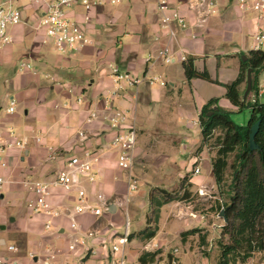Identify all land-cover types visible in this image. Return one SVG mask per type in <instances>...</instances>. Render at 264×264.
<instances>
[{
  "label": "crops",
  "instance_id": "0c3cea01",
  "mask_svg": "<svg viewBox=\"0 0 264 264\" xmlns=\"http://www.w3.org/2000/svg\"><path fill=\"white\" fill-rule=\"evenodd\" d=\"M179 1L190 27L170 43L178 53L171 64L146 61L168 43L159 27L154 0H122L117 6L96 7L88 13L90 22L85 21L83 7L77 6L78 20L92 43L77 50L67 49L65 53L35 29L41 6L29 2L24 6L23 0L15 2L23 4L27 23L12 28L13 42L0 48V141L7 148L8 163V167L0 168V175L7 180L0 198V232L11 226L13 239L19 245L0 237V258L16 260V264H116L120 255H114L111 246L126 233L131 202L141 207L148 205L147 226L153 188L149 192L140 190L137 180H147L150 168L167 184L160 188L174 189L185 177L193 184L194 192L216 186L212 154L203 146L200 114L212 99H218V107L226 111L240 112L227 98V85L240 76L243 57L256 50L258 21L254 12L239 8L238 0H214L216 12L202 23L201 16L188 9L185 0H172L174 4ZM180 53L194 58L197 71L208 72L211 80L188 79ZM23 62L31 68L24 70ZM115 63L125 65V70L117 68L132 72L142 82L119 88L113 76ZM161 76L167 82L165 86L151 82L153 77ZM259 80L258 99L264 102V71ZM245 89L246 83L241 86L242 98ZM81 97L83 101L78 102ZM248 98L255 99L251 93ZM12 102L16 110L10 113ZM117 113L127 114L120 128L111 120ZM92 114L96 117L92 118ZM17 125L18 134L14 130ZM133 125L137 131L134 163L131 171H123L117 165L119 150L112 141L119 131ZM81 131L86 132L87 139L81 138ZM86 149L101 155L100 182L89 184L87 189L103 192L108 209L100 216H77L80 229L72 230L76 195L56 188L50 202L62 214L52 217L32 213L28 203L34 194L24 181L47 180L69 158L82 156ZM54 151L59 152L56 157H52ZM180 207L188 209L194 219L181 221L183 232L194 228L203 229V233L210 230L207 217L214 215L208 210L211 204L204 208L208 212L194 209L192 203L167 204L162 208L155 238L130 239L131 234L145 227L133 232L129 224L125 252L131 264H140L142 254L156 251L161 253L154 264H173L174 256L182 264L174 253L180 248L170 249L172 234H177L172 230L173 223H168L170 210ZM165 208L164 238L157 240ZM49 222L51 230H46ZM76 240V247L71 250L70 245ZM182 241L199 264H214L204 254L206 246L201 245L199 236ZM10 245L18 250L9 251Z\"/></svg>",
  "mask_w": 264,
  "mask_h": 264
},
{
  "label": "built area",
  "instance_id": "2783aa9c",
  "mask_svg": "<svg viewBox=\"0 0 264 264\" xmlns=\"http://www.w3.org/2000/svg\"><path fill=\"white\" fill-rule=\"evenodd\" d=\"M19 0H0V48H3L13 42L11 33L12 28L27 23L24 13L15 7V2ZM27 2L41 6V13L34 25L35 29L42 31L51 41L56 49L65 53L67 49H80L92 43L87 37L80 21L78 20L76 8L83 7L86 11L85 21H90L88 13L96 7L112 5L117 6L122 0H26ZM159 13V27L163 35L167 38L168 43L157 50L155 54H151L147 58V62L156 63L161 61L165 64H171L176 60V51H174L172 42L176 41L181 33L189 30L190 24L183 15L184 6L181 1L174 4L172 0H154ZM185 3L191 11H195L200 17V22L204 23L207 16L216 12V3L214 0H185ZM239 8L242 11L254 12L258 21V32L254 36L256 50L264 47V0H238ZM203 10V8H205ZM196 38V35L193 36ZM161 37H158L160 39ZM179 60L186 62L187 55L179 54ZM22 68L28 70L30 64L22 63ZM113 76L119 88H124L126 84L136 86L142 82V78L137 77L132 72H122L117 67L113 69ZM151 82H159L165 86L167 82L163 77H153ZM109 99V98H107ZM82 97L78 102H82ZM15 102L11 103L8 111L15 112ZM96 114H92V118ZM114 126L120 128L127 120L126 113H117L112 117ZM81 138L87 139L86 132L79 133ZM137 131L135 126L122 129L118 132L112 141V145L119 150L117 157V165L123 171H131L134 163L136 149ZM22 145L21 143H17ZM7 148L0 141V168L8 167L5 160V152ZM59 152L54 151L52 157H56ZM100 153L96 150L86 149L82 156H73L69 158L64 166L54 172L47 180H26L25 187L34 194V198L28 203L30 211L34 214L45 213L52 217H59L62 214L60 209L55 208L50 202L52 191L56 188H62L67 193H75L76 204L71 214L70 228L79 230L80 225L76 220L77 216L89 214L100 216L108 209V200L106 195L101 191H89L82 184L81 178H85L91 185L100 182L101 171L98 167L100 162ZM199 169L196 170V173ZM7 180L0 175V198L3 194ZM134 187V186H132ZM201 196L205 195L204 190H200ZM52 224H46V230H51ZM129 221L126 222V233L118 239L117 243L111 246V252L120 257L116 264H131L128 255L125 252V246L129 237ZM90 236H93L90 233ZM77 240L70 245V249H75ZM9 251H17V247L10 245ZM178 250L175 249V253ZM17 261L6 257L0 258V264H16ZM173 264H178V260L174 257Z\"/></svg>",
  "mask_w": 264,
  "mask_h": 264
},
{
  "label": "trees",
  "instance_id": "16d2710c",
  "mask_svg": "<svg viewBox=\"0 0 264 264\" xmlns=\"http://www.w3.org/2000/svg\"><path fill=\"white\" fill-rule=\"evenodd\" d=\"M246 56L247 61L242 63L240 76L227 85V98L238 106L240 112L243 109L250 111L249 124H236L231 112L218 107V99L209 101L200 114L203 146L213 150V173L219 190L218 197L208 210L214 215L225 210L228 218V225L221 228L220 237L215 240L219 252L212 255L208 249L203 251L214 264H244L255 253L264 254V102L258 99L259 76L264 71V50H253ZM249 68H253L251 94L255 99L243 100L241 86L246 83ZM184 69L188 79L200 77L211 80L208 72L197 71L194 58H188L184 62ZM259 120L262 125L256 141L260 149L252 151L249 135L251 127ZM192 186L188 177H185L175 191L153 188L149 194L147 226L140 232L131 234L129 238L137 237L145 241L155 238L159 232L162 208L174 202H192L195 197ZM197 210L200 207L197 206ZM203 232L199 228L185 231L181 234L182 240L199 233L201 245L212 246V242L207 241L208 233ZM160 253L156 251L142 254L140 264L156 263Z\"/></svg>",
  "mask_w": 264,
  "mask_h": 264
},
{
  "label": "rangeland",
  "instance_id": "374dc122",
  "mask_svg": "<svg viewBox=\"0 0 264 264\" xmlns=\"http://www.w3.org/2000/svg\"><path fill=\"white\" fill-rule=\"evenodd\" d=\"M26 3H27V1L23 0L24 6L28 5ZM23 4L22 3H15V7L19 10H24ZM114 66L115 67L119 66V67H121L122 70L127 69L125 67V65H121L120 63L119 64L115 63ZM19 109L21 111L22 107L19 106ZM231 117H232V120L236 124L247 126L250 122L251 113L248 109H243L241 112L232 113ZM17 129H19V125H17L14 128V130H16L15 131L16 134H18ZM211 143H213V142H211ZM208 149H210V148H208ZM211 154L213 156V154H214L213 150L211 151ZM146 178H147V180L146 179L143 180L139 177V179L137 180V182L140 186V190L149 192L154 187H157V186L163 187L165 185L167 186L166 183H163L164 181H162V180H164V179H161L162 178L161 176H157L154 174L153 168H150ZM81 180H82L83 186L85 188H88L89 183L87 182V180L85 178H81ZM178 187H179V185H178ZM178 187H176L174 189H169V190L175 191ZM191 190L193 191V193H195V197H194V200L192 202H188V203L194 204V209H197V206L200 207V210L205 208L206 206L208 207L209 204H213L214 201L216 200V198L218 197V193H219L217 185L214 188L203 187L202 190H204V193H205V195H203V196H201L199 194V191L201 189H199L198 192H194L193 189H191ZM182 203H184V202H182ZM182 206L184 208V205H182ZM128 209H129L128 210V212H129L128 213V216H129L128 221H129V224H131V231L134 232V231L142 228L143 226L145 227V225H146V214L148 212V205L141 207L138 204L131 202L128 206ZM189 213H190V211L188 209H182L181 207H180V209H178L176 211H174V209L170 210V212L168 214L169 215L168 223H173L172 230L174 232H176V234H177V237H176L174 234L169 233V234H172V236L174 237L170 242L171 243L170 249L173 250L175 248H178V249L180 248V250L177 253H175V251H174V253H175V255L178 254V257L180 258V261L182 262V264H199L197 259L195 258V254L192 253V251H190L188 249L189 246L187 247L184 245V243L181 239L182 238L181 234L184 231L183 227L180 226L181 221H183L185 219H188L190 222L192 220L194 221L193 217H190L191 215ZM210 215L211 214H209V217H207L209 219L208 223L210 225L209 226L210 230L207 231L206 233H209L208 235L211 236L210 238L212 240L213 245L209 246V247L206 246L205 249H209L210 253L212 255H214L215 253L219 252L217 246L215 245V243H216L215 240L219 239V237H220L221 228L219 227V225L221 224V221H220L219 215H213V216H210ZM165 216H166V208L163 209V216H162V221L160 224L161 233L158 236L157 240L164 238L163 230L165 227ZM174 220H177V221H174ZM213 225H217L216 230L213 229ZM12 231H13V229L11 228V226H8L6 231L0 232V237L6 238L8 240V242L14 241L19 245V243L13 239L14 233ZM196 235L200 236L199 233ZM174 257H176V256H174ZM158 259H160V258L158 257L157 261H158ZM239 264H241V263H239ZM244 264H264V254L255 253L254 256L252 258H250Z\"/></svg>",
  "mask_w": 264,
  "mask_h": 264
},
{
  "label": "water",
  "instance_id": "95a60500",
  "mask_svg": "<svg viewBox=\"0 0 264 264\" xmlns=\"http://www.w3.org/2000/svg\"><path fill=\"white\" fill-rule=\"evenodd\" d=\"M243 59L247 61V57L244 56ZM253 68H249L247 71V78H246V89L243 95V100H247L248 96L252 92L253 89ZM212 115V113H210ZM262 125V121L259 120L257 121L252 127H251V132L249 135V143H250V149L252 151L260 149L257 141H256V136L260 131ZM219 218L221 221V224L219 225L220 228H224L228 225V218L226 216L225 210H222L221 213L219 214ZM2 229H5V226L2 227Z\"/></svg>",
  "mask_w": 264,
  "mask_h": 264
}]
</instances>
